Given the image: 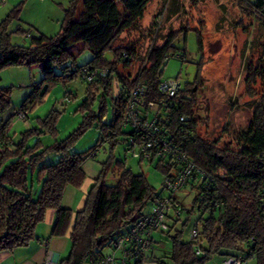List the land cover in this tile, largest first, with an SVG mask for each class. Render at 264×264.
I'll return each instance as SVG.
<instances>
[{"label":"trees","instance_id":"trees-1","mask_svg":"<svg viewBox=\"0 0 264 264\" xmlns=\"http://www.w3.org/2000/svg\"><path fill=\"white\" fill-rule=\"evenodd\" d=\"M77 1L71 0L65 8L58 34L47 36L40 33L31 37L28 45L12 43L11 35L7 32L6 28L16 12L9 14L0 25V72L14 65L39 66L43 76L38 86L33 85V92L24 99L18 110L31 111L43 98L40 96L42 86L47 85L46 94L57 83L67 84L79 79L85 67L106 69L108 72L105 77L86 83L88 94L82 108L77 110L88 111V114L83 117L81 127L60 141L56 123L60 112L56 109L51 110L44 119L39 118L37 125L19 134L9 132L18 110L4 119V114L11 108L12 87L2 85L0 77V252L13 251L35 240L36 227L44 221L47 209L57 211L50 238L65 236L73 211L64 209L62 196L68 186H82L86 179L84 163L99 149L96 144L85 152H73L70 146L95 120L101 129L100 140L109 146L108 157L101 163V172L86 195L85 206L75 214L69 232L70 251L59 259V264H90L91 258L99 260L106 255L116 254L114 243L117 238L146 213L149 203L152 205L154 199L162 195L156 193L144 173L126 169V157L124 160L115 158L114 149L117 144H126L127 141V131L122 124L127 89L143 81L146 84L144 101L159 100L158 81L163 75L162 69L170 53L175 50L177 40L181 37L185 39L186 31H189L188 28L170 31L160 44L164 38L162 25L154 21L150 27L159 26L156 32L153 31L155 35L151 31L144 34L151 43L150 52L145 55V66L132 73L130 70L135 63L137 65L138 59L145 58L140 44L132 41L129 45L112 46L120 34L136 31L154 0H83L84 9L78 16ZM21 2L24 3L23 0ZM164 2L170 3L167 18L179 15L184 9L182 0ZM199 2L194 0L195 5ZM237 2L249 17H254L261 25L264 48V0ZM161 15H164L163 11ZM19 31H23L21 27ZM195 32L202 51L201 34L197 30ZM79 42L83 44L81 49H90L93 54L92 60L80 66L69 49ZM112 49L113 56L107 60L106 54ZM125 53L128 58L123 56ZM185 55L187 51L178 57ZM261 62L257 67L250 68L248 79L256 82L259 78L264 85V54ZM114 79L122 85L119 95H114ZM197 80L184 86L179 93L166 126L171 132V143L185 152L204 174L194 171L186 184L196 191L191 207L185 208L181 215L169 216V230L154 234L151 260L157 264H204L220 254L224 259L236 256L244 262L253 257L258 264H264V93L256 100V91L251 88L247 90L254 99L248 104L252 117L246 126L236 131L238 147H218L215 142L201 136L198 130ZM97 95H100L98 113L90 108ZM109 97L112 118L108 121ZM182 115L187 116L185 122L179 118ZM46 134L54 139L50 146L42 141ZM33 138L36 141L30 145ZM52 152L59 155L58 161L46 163L47 154ZM149 162H155L165 177L175 176L177 163L161 160ZM114 166L121 175L110 184L107 177ZM184 213L185 219L182 216ZM194 213H197V217L191 222ZM190 223L189 228L198 230V237L185 240V228ZM166 234L171 239L170 251L154 254L156 244ZM197 247L201 249V254L195 253ZM107 249H111V252L105 253Z\"/></svg>","mask_w":264,"mask_h":264},{"label":"rangeland","instance_id":"rangeland-1","mask_svg":"<svg viewBox=\"0 0 264 264\" xmlns=\"http://www.w3.org/2000/svg\"><path fill=\"white\" fill-rule=\"evenodd\" d=\"M4 0L0 3V25L3 20L12 12H16L8 24L7 32L11 35V42L14 44L28 45L30 38L26 32H32L34 35L43 33L47 36L58 34L62 27V22L71 0ZM184 8L179 15L167 18L170 7L169 2L164 0H154L145 13L143 21L136 31H126L118 37L112 47L132 44V41L140 44V50L144 53L149 39L144 35L150 28L161 12L164 15L162 19V34L164 38L159 42L165 41L168 32L178 31L188 28L186 38L181 37L177 40L176 48L170 53L166 66L163 70V79L179 78L184 86L189 83H195L197 91L196 112L199 120L201 136L207 138L209 142H215L218 147L237 148L236 131L246 126L252 117V109L249 103L254 99L250 97L247 90L249 88L256 91V100L264 93V85L258 78L256 82L249 81V70L255 68L262 62L263 48V29L257 20L249 17L246 11L239 7L237 0H200L198 5L194 0H182ZM22 3V4H21ZM20 11H18V6ZM77 16L84 9L83 0L76 2ZM23 31H19V28ZM199 31L202 37V51L198 44ZM23 36V37H22ZM82 42L72 45L69 49L75 55L77 65H85L93 58L90 49L83 48ZM113 50L106 54L107 60L112 58ZM187 51V55L183 58ZM178 55H181L178 57ZM138 68V63L133 66L132 73ZM123 71V70H122ZM57 73L60 70H56ZM125 72V71H123ZM39 66L27 67L14 65L3 69L0 72L1 84L12 87V104L8 110L10 116L13 115L34 90L36 83H41L43 76ZM88 85L76 79L67 84L57 83L43 96L29 114V123L26 125L22 120L14 119L17 125L13 127V133L18 134L25 129L37 125L39 118L44 119L53 109L60 112L57 128L58 140H63L74 133L83 123V117L87 112L78 111L82 108L85 97L88 92ZM117 89L115 87V93ZM70 95L71 100L65 101L66 95ZM100 95L96 96L93 103L90 104L91 110L98 113L100 108ZM108 103V121L112 118L111 100L107 98ZM79 134L70 150L73 152H85L93 145L98 144L99 149L93 160L96 168L101 167V163L108 157V143L100 140L101 129L99 123L95 120ZM29 126V127H27ZM27 127V128H26ZM36 138L30 140L32 145ZM42 141L47 146L54 142V139L48 134L43 135ZM125 143L117 144L114 149L115 158L125 160L126 169H132L135 173H144L147 181L155 188L158 194H168L164 190V178L162 170L156 167L155 162L141 161L126 152ZM89 158V157H88ZM59 155L48 153L46 163H56ZM120 171L113 167L109 172L107 183L113 184L120 178ZM176 195L186 209L191 207L196 191L191 185L184 186ZM152 209L149 203L145 209L148 212ZM197 213L192 215V221L196 219ZM183 218H186L184 213ZM186 227L184 239L190 237V225ZM173 233V232H172ZM162 237V239H161ZM159 237L161 241L156 244V254L169 252L171 242L168 235ZM158 238V239H159ZM161 243V244H160ZM107 249L105 253H110ZM224 256L214 255L212 260L215 264H221ZM59 260V258H57ZM209 260V261H210ZM253 257L249 258L244 264H258ZM213 262V261H212ZM207 264H213V263ZM204 263V264H206Z\"/></svg>","mask_w":264,"mask_h":264},{"label":"built area","instance_id":"built-area-1","mask_svg":"<svg viewBox=\"0 0 264 264\" xmlns=\"http://www.w3.org/2000/svg\"><path fill=\"white\" fill-rule=\"evenodd\" d=\"M4 0H1L3 2ZM162 15L155 20L161 23ZM159 26L152 29L150 27L148 32L155 35ZM155 31V32H153ZM27 34V37H30ZM151 43L148 42L146 49L142 56L149 54ZM128 58L127 54L123 55ZM147 56L143 60L138 59V68L134 70L143 69ZM106 69H96L92 67H85L81 70L79 79L84 83L93 82L96 79H101L107 75ZM114 95H119L122 85L114 79ZM159 100L148 102L144 101L146 96V84L143 81L136 82L132 88L127 89V103L126 111L122 119L124 130L127 131V150L132 157H137L144 161L161 160L163 162L177 163L174 177H165L164 190L168 193L161 195L153 201L152 209L144 213L139 219L133 223L127 232L117 238L114 243L116 254H109L101 259H92L90 264H157L151 260V251L153 249V241L155 233H164L169 230V223L171 217L181 215L186 209L183 204L178 201L177 191H180L190 180L193 172L204 174L196 165L185 155V152L174 146L171 141V132L166 123L169 121L172 113V105L174 101L183 91L184 84L179 78H160ZM38 86V85H37ZM35 86V87H37ZM115 87L117 89L115 93ZM71 96L66 95L65 101L69 102ZM28 110H18L16 113V120H22L26 125L29 123ZM181 122H185L186 115L179 117ZM189 119V118H188ZM97 152L92 153L89 157H94ZM190 238L196 239L198 237V230L190 228ZM197 254H201V249L196 248ZM139 260V261H138ZM138 261V263H136ZM244 261L236 256H229L225 259L223 264H244ZM43 264H59V260L55 258L52 252L47 254Z\"/></svg>","mask_w":264,"mask_h":264},{"label":"crops","instance_id":"crops-1","mask_svg":"<svg viewBox=\"0 0 264 264\" xmlns=\"http://www.w3.org/2000/svg\"><path fill=\"white\" fill-rule=\"evenodd\" d=\"M29 37L35 36L32 32ZM23 37V36H22ZM17 44V43H16ZM40 83H36L39 85ZM10 117L7 111L4 114V119ZM17 121H13L10 125L9 132L13 133V127L17 125ZM29 127V126H27ZM26 127V128H27ZM18 134L17 132H14ZM96 156V155H95ZM95 157H89L84 163V171L86 172V179L82 186L75 188L73 186H68L65 190L62 200V205L65 208L71 209L73 211V217L69 227L68 232L63 237H53L50 238V233L52 232L54 226V220L56 219L57 211L55 209H47L45 213V219L39 223L36 227V239L33 240L29 245L18 247L13 251H3L0 252V264H43L47 254L52 252L55 258L61 259V257L67 256L70 251V239L69 235L72 230L75 214L77 211L83 209L86 203L87 194L93 182L100 174V168H96L93 162H90ZM156 254V252L154 253ZM213 261V262H212ZM210 260L208 263L215 264V260ZM225 259L223 258V264ZM207 264V263H206Z\"/></svg>","mask_w":264,"mask_h":264},{"label":"water","instance_id":"water-1","mask_svg":"<svg viewBox=\"0 0 264 264\" xmlns=\"http://www.w3.org/2000/svg\"><path fill=\"white\" fill-rule=\"evenodd\" d=\"M46 90H47V85L45 84L44 86H42V90L40 92V96H44Z\"/></svg>","mask_w":264,"mask_h":264}]
</instances>
